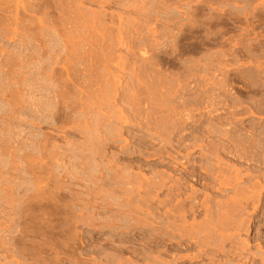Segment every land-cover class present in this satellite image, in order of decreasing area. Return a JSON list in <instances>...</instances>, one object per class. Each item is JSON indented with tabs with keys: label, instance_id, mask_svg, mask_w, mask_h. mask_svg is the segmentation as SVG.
Listing matches in <instances>:
<instances>
[{
	"label": "rangeland",
	"instance_id": "374dc122",
	"mask_svg": "<svg viewBox=\"0 0 264 264\" xmlns=\"http://www.w3.org/2000/svg\"><path fill=\"white\" fill-rule=\"evenodd\" d=\"M127 1L128 0H126V2ZM174 1L176 2L177 0ZM190 1L191 0H180V4L184 3L187 6V4L189 3V5L191 4L192 7L203 1L202 4L205 5L206 8L205 6L204 8H202L203 5L201 3H199L201 4V7L200 5L195 6L196 8L199 7L197 8L199 10H201L200 8H202V10L204 9L203 12H201L202 15H195V19L192 18L190 20H186L185 23L184 20L188 17L184 16L185 19L182 20V14L175 12L177 11L175 10L176 5L178 6L180 4L176 3V5H170L169 7L171 9L173 7L172 10H175L174 15L175 17H177L175 18L176 20L178 19L179 14H181V17L177 20V22L176 20L174 22H181L178 23L181 26H184L183 24L185 23L184 27H187L186 29L184 28L185 34H183L180 40L177 41V39L175 40L174 38L179 37V31L174 29L175 31H173V33H176L174 34V36L177 35V37H173L170 40L169 38H165L166 40H159L163 44L160 43L158 45L159 47L157 48L155 53L154 51H151L147 55V57H156L155 60L153 59L151 61V63H153L154 65H157L159 61L158 66H154L156 67V69L154 68L155 71L157 70L159 72L162 69V72H165L164 75H166V77L164 78V91L166 90L168 91V93L172 91L175 92L177 91V89L175 88H180L184 85L182 83L184 80H186L184 81V83L187 82L186 78L188 77H186V74L183 70L185 68L184 66L189 65L193 66L196 69L200 68V73L204 77L205 75L203 74V71L207 77L209 74L210 78L208 77V79L207 77L204 78L203 76H201L200 73H197L196 76L199 75V77L197 76L193 78L195 82L193 79L192 81H190L194 83H190L191 87L192 85L193 88L198 86L199 89L197 91H200V95H202L203 89L207 90L209 88L211 82L214 83L218 79V82H223L225 78L222 75H224L225 73L228 74L229 72L231 73V75H233L234 73H236V71L233 72V70H238L241 71V73L238 75V78H233L234 81L232 80L235 91L233 93L236 97L233 96L232 99H230V97H225L226 95L223 96L222 93H219V91H217V94H222L221 97L223 98L221 99H234L233 101H235V98H237V100L238 98H240V100L246 99L244 100L246 102L250 101V99L253 97L252 100H254L255 102L256 100H263L264 90L262 89H264V81L262 80H264V78L262 80H259L260 75L259 73H257L256 78L258 79V81L255 82H258L262 90L257 94L252 89L254 85L250 84V82H252L253 80L251 81L247 78H249L248 76H253L256 72V70L251 71L250 69H253L256 65L259 64L264 65V0H195L196 2L192 0L191 3ZM175 2L173 4H175ZM98 3L99 2H97V0H0V264H150L148 258L143 256L138 257L137 255L136 257L134 255V252H137V250L138 252H140L139 249H141V247L138 246L136 239H133L135 231L134 233L131 232L133 234L131 235L128 229H124V226H126L125 228H129V221L127 222L126 220V214L129 212L125 208V205L128 204L127 202H125L126 204L122 203L121 200H125L123 196L127 198L126 195L123 194H125L126 192L125 188L127 187L125 186H128L129 184L124 186V183L126 179H129V181L131 180L134 184L137 182L139 183V179H137L136 176H142V174L143 176L146 175L145 179H148L150 177L152 178L153 175H155L157 169L158 172L161 171V173L162 170L166 171L165 173L167 174V177L170 176V173H172L171 176L173 177L176 175L175 178H177V176L181 174V168L179 167L180 169H176L174 168V166H171L172 164L170 165L167 162H165L166 164H164L163 160L162 162L160 161V163H158L157 160H159V158H154L153 152L151 151L155 152V148L158 147L157 149H159L160 146L162 147V145L160 144L163 143H160L158 140L155 141V139H147L146 137L150 138V135H148L150 133L147 129H143L142 126L140 129H138L137 127L140 126L136 125L135 122H131L128 125L119 124L121 125V128L118 127L119 125L115 121V117L117 114L114 113L113 110H115V112L117 113H120V109H123V115H125L128 119H131L128 121H132L134 112L132 111V108L128 102L126 103L125 101H121L124 102L122 103L124 105L123 106L122 104L120 105L119 103L121 102L118 101L114 109L109 105V101L112 102L113 100V93L111 92L112 83H118V87H120L121 90H125V96L129 95L128 97H132V95H136L135 92H132V78L134 77V75V82L139 85L137 86L138 88L136 89V92L139 91V88H143L142 90H144L145 88V91L141 90L140 95H138L142 98L149 93L150 90L145 86V83H147L149 80L147 76H143L144 78L140 76L142 78V82L136 77V75H139V71H136V74L134 73V68L136 67L135 62L137 60L138 61L136 62V64L138 62H141V57L144 56V50L140 51V49H136V55H133L132 51L130 50L133 44H130L128 46V42H126L129 41L127 39L128 35H123L122 38L120 37L119 39L116 38L115 41H110L112 43L111 45L113 46L112 53H115L113 54V57H115V59L119 56H122V59L125 58L124 62L126 64H124L125 66L123 67V69L119 71V69L116 68L118 67L117 62H119V60H116L114 61L115 63L110 64L111 67L113 66L115 71H117L115 72L113 69H111L112 73L115 72V75L113 74L115 77L114 78L110 77V75L108 76L107 73L103 71L104 69L102 70V73H100L102 66H97L96 72L100 75L98 76L100 80L96 77V80H98L96 81L97 83L94 82V84H101L102 87L94 85V88L92 89L106 90H103V92L104 94L106 93L109 96L107 97V95L105 94L106 96H104L106 99H102L104 96H101V99L106 100V102L108 101L107 105L109 106H106L112 109L104 107V111L102 113L108 119L106 120V124L111 125L115 122V129L113 130L111 128L112 130L108 131V133L106 132L107 134L102 133L106 131L107 128H104V131L101 130V132H96L94 131L96 129L93 127L91 128L92 130L84 127L85 124L83 123L88 122V120L93 121L88 122V124H93L96 122V120L93 119L94 117L96 118L95 113L90 114L92 116L89 115L87 119H77L78 117H80L78 114H67L66 112L61 111L60 108L53 107L58 101V99L55 98V94L53 93V85L55 83H50L53 81L46 80L48 79V75L50 73L54 72L58 68H61V66H57L54 64L52 58H54L53 55H56L57 52L66 50L64 48L67 46V44L64 42V39L62 37L64 33L66 35H70L72 33L76 34L77 38L72 40L71 44L72 46L76 45V54L88 52L87 50L90 51V49L91 51L92 49L95 50V47L91 46L90 43L93 41L95 42V39H92V36H94L92 34L96 32V29L92 28L90 29V31L89 28H87L88 31L84 30L86 28L81 29V26L77 24L78 15L79 17L86 16L85 18H82L89 20L90 18L92 19V17L89 16L88 13L92 11H96L99 14H107L104 18L106 19L105 22L112 27L119 26L117 24L118 15L124 16L125 20L129 19V21H133L134 19V21H136V16L138 14V16H140V13H138L137 11L135 13L131 10H128V12H126V10H124L125 7L121 2V4L117 2L111 5L109 3L98 5ZM184 4L180 6L185 7ZM234 6L235 9L233 8ZM195 7L192 8L194 9ZM231 7L233 10L231 9ZM163 8L167 9L168 7ZM209 8L211 10H209ZM171 9L168 8L169 11H171ZM248 9L250 12L248 11ZM182 10L184 11V9ZM173 11L170 13L173 14ZM195 11L196 10H194V12ZM204 11L206 13L205 15ZM231 12L233 13L231 14ZM195 13L199 14L197 12ZM111 15L116 18L114 20L116 21L115 25L109 23L111 22L109 19ZM198 18L201 19L198 20ZM195 21H197L196 23L198 24H194ZM127 24H129V22H127ZM127 24L126 22L124 23V25ZM161 24L162 26H160ZM161 24L159 26L162 30L163 23ZM191 25L195 26L193 28L194 31L189 29ZM166 30L167 29H165V31L163 32L165 33ZM78 31L81 32V35L78 34ZM97 33H95V35ZM99 34L100 33H98V35ZM86 40H88V42H86ZM117 40H119V44L117 43ZM122 40L123 42L120 43ZM135 41L136 43H138L139 39ZM165 41L167 42L165 43ZM84 43L87 44L85 45ZM170 45L171 47H169ZM172 48H174L175 50ZM222 52H224V54H227L228 56L224 55ZM222 54L227 58H224ZM218 55H221L222 57H218ZM134 58L138 59L135 60ZM208 58L212 59L209 60ZM207 62L208 64H206ZM148 63L149 62H146V64ZM93 65L94 63H91L88 66L78 65L76 69H80L82 71V74L87 75L88 73L84 71V69L87 68L92 70ZM137 66H139V63ZM225 66H227L226 69ZM205 67L208 68V70ZM99 68L100 71L98 70ZM31 72L33 73L32 77ZM207 72L209 73L207 74ZM170 73L173 75H170ZM79 74H81V72ZM184 74L185 76H183ZM176 76H178V78ZM200 76L202 78H200ZM211 77L215 78L212 79ZM108 79H110L109 83L107 81ZM179 79H181L180 82L178 81ZM211 79L212 81H210ZM221 79H223V81ZM119 80L120 83L118 82ZM151 81L154 82L155 80H151L150 78L149 85ZM259 81L261 84L259 83ZM105 83L107 84V86L110 84V87H107L108 91L105 87ZM170 83L171 87H169ZM178 83H182L183 85L180 84L181 86L179 87ZM188 83L186 84L189 85ZM206 85L208 87L207 89L205 87ZM187 87L188 86L183 88ZM183 88L181 87L179 90ZM74 90L77 91V89ZM143 92H145V94ZM186 97L187 96H185V98ZM252 100L250 101V103L253 102ZM50 105H52L54 111L52 110V108H49L51 107ZM125 108L129 111L125 110ZM92 111L94 110L92 109ZM96 111L97 110H95V112ZM223 111H219L220 117L227 116L226 114L228 110H225V115H223ZM71 114H73V116L77 115V118L73 117ZM131 114H133V116ZM256 114L257 113H255V115H252L253 117L251 115H249V117L247 115L246 116L249 119L253 118L252 120H257V122L261 121L260 119L264 118V113H261V115L257 114V116ZM236 118L237 117H234V119ZM239 119H242V117ZM108 122L112 123L110 124ZM101 123L102 122L100 121V124ZM132 123L137 127L133 126ZM122 126H125L126 128L124 127L122 129ZM117 129L121 131H118ZM141 129L142 131H140ZM90 130L92 131V133L94 132L93 134H96L97 137L95 136L94 138L93 134L89 133L91 132ZM130 138L131 140H129ZM125 139L128 141H126ZM146 139L150 141H147ZM121 140H123L124 142ZM151 140L152 142H157L156 144H159L160 146H156V144H153ZM144 141H147L148 144H150L148 145L146 142V144L148 145L146 149L148 150L149 148H151V150L148 151L149 153L147 152V150H143V153L145 151L144 154H146L145 157L144 155L140 156V153L142 151L141 148L143 147V145L147 146ZM139 143H142V146L138 148L140 149V151L136 148V145H140ZM95 144H97V146H95ZM151 144L153 146L155 145V148L153 146L151 147ZM136 149L138 152L136 151ZM142 149H145V147H143ZM98 151L100 153H98ZM103 155L106 156L104 157ZM147 155H149L150 158H153L150 159L149 156L147 157ZM156 162L158 163L157 166ZM93 163L96 164L94 165ZM161 163H163V165H161ZM116 164H119L120 168L122 167V173L124 171V173H127V175L123 173L126 178L122 174L121 176H123L124 179H122L121 177L122 180L120 181V178L118 176V179L113 180L112 182V180L110 181V179H113L114 175L112 174H114L115 171L114 170L113 173H111L112 168L119 167V165L117 166ZM178 170L179 172L176 173L175 171ZM151 171L155 173L153 174ZM131 172L135 175V178L133 177V174ZM165 173L163 174L166 175ZM110 175L112 177H110ZM133 179L135 180V182L133 181ZM122 181L124 183L122 185L123 187H121L120 189V184H122ZM133 183L131 184L132 187L129 185L127 190H129V187L136 188L135 186H138V183L135 184V186H133ZM196 187L199 189L200 186L195 185V188ZM123 189L125 192L123 191ZM49 194H52V196H50ZM118 194L122 197H120ZM113 196L115 199H113L114 201L112 200ZM132 196H135V198L131 200L133 204L138 202L137 199L140 200L137 194H134ZM45 197L48 198L46 199ZM32 198L34 201L32 200ZM106 198H109L110 201L107 202L108 200ZM117 198L120 200L118 201ZM30 199L31 203L29 201ZM116 200L119 204H124L125 207H123L127 211L125 214L126 217L122 215L123 213H125L123 211L124 209H121L122 205L113 204L114 202L117 203ZM34 204L37 206H35ZM133 206L135 205H132V207ZM111 207L112 209L115 208L114 211L111 209ZM117 207H121L119 211L118 209L116 210ZM145 208L147 209V207ZM115 211H117L118 213L121 211V218L120 216L115 215L117 214V212ZM131 213L132 214L130 217L132 218L133 222L136 219L142 221L144 219H148L147 221L152 223L149 218L146 219V217H144L142 214L133 213L132 211ZM23 216L26 217L24 218ZM110 216L113 218H111ZM99 217H101V219ZM122 217L125 218L124 221L127 222L126 225L124 221H121L123 220ZM201 217L202 216H200V220L202 219ZM115 220L117 221V223H115ZM119 220L121 222H124V226L121 225L123 223H121ZM108 221L110 224L108 223ZM132 221L130 222L134 224ZM104 223H107L108 225ZM119 225L121 228L119 227ZM129 225L131 226L130 223ZM258 225L255 224L254 227L250 230V236L248 232L241 233L243 239H241L240 233H238V237H240V239L238 238V240L241 241L251 239L255 242L254 239L255 237L257 238V234L260 230L262 234H264V227L258 228ZM112 226H115V228H117V230L115 229L116 232L112 228ZM122 227L124 230H122ZM123 236H128L129 240L131 239L130 241H128L130 243H126V241L124 240V243L121 242L124 238ZM120 237H122L121 240ZM135 243H137V245ZM254 244L256 245V242ZM254 251H256V249H254ZM192 252L195 251H191L189 252V254H193ZM255 264H259V261H256Z\"/></svg>",
	"mask_w": 264,
	"mask_h": 264
},
{
	"label": "bare ground",
	"instance_id": "6f19581e",
	"mask_svg": "<svg viewBox=\"0 0 264 264\" xmlns=\"http://www.w3.org/2000/svg\"><path fill=\"white\" fill-rule=\"evenodd\" d=\"M177 1H179V2H177ZM177 1L175 2L174 0H128L126 2V0H97V2H99L98 5H103L106 3H109L111 5V4H114L117 2L118 3L121 2L122 5L125 7L124 10H126V12H128V10L129 11L131 10V11H134V13L136 11L138 13H140V16H138L139 14L138 15L135 14L138 16V17L136 16V18H137L136 21H134L135 19L133 21H129V19L125 20L124 16L118 15V17H117L118 18L117 24L119 25L118 27L117 26L112 27L111 25H108V23L106 24V22H105L106 19H104V18L106 17L107 14H104V13L99 14L96 11L95 12L92 11V12L88 13V15L92 17V19L90 18L89 20L84 19L86 16L85 17L84 16L79 17V15H78L77 24H79V26H81V29L86 28L84 30H87V31H88L87 28H89V31L92 28L96 29L95 30L96 32H94V34H92V35H94V36H92V39L94 38L95 42L93 41L90 43L91 46L95 47V50L92 49V51H91V49H90V51L87 50L88 52L76 54V52H77L76 45H74V46L71 45L72 40L77 38L76 34L72 33V34H70L71 35L70 36V35H66L64 33L62 35L64 42L67 44V46L64 48L66 50L57 52L56 55H53L54 58H52V61H54V64L57 66H61V68H58L54 72L50 73L48 75V79L45 78L47 81L48 80L53 81L50 83H55L53 85L54 86V90H53L54 92L53 93L55 94V98L58 99V101H57V103L54 102L55 105L53 107L60 108L61 111L66 112L67 114H70V113L78 114L80 116L78 118L76 117L77 115L73 116V114H71L73 117H76L77 119H79V118L80 119L81 118L87 119V117L90 114L95 113L96 118L93 116L94 117L93 119H95L96 122L94 120L95 123L88 124V122H93L92 120L91 121L88 120V122L83 123V124H85L84 127L87 129H91L93 127L96 129V130H94L96 132H101V130L104 131V128H107L106 131L102 132L105 134L106 132L108 133V131L115 129V126H114L115 122L114 123L108 122L110 124L112 123L111 125L106 124V120H108V119L102 113L104 111V107L110 108V107H107L110 105L114 109V107L117 105L118 101L119 102L125 101L126 103L128 102L132 108V111L134 112V116H133V114H131L133 116L132 121H128L131 119H128L125 115H123V113H124L122 111L123 109H120V113H117V112H115V110H113L114 113L117 114L115 117L116 123H118V125L119 124L128 125L131 122H135V124L140 126V127H137L133 123L132 124H133V126H136L138 129H140L141 126L143 127V129H147L150 133V134H148V135H150V138L145 136L147 139H155V141L158 140L160 143H163V144H160V145H162V147L158 144L161 147V148L159 147V149H157L158 147L155 148L154 147L155 145L153 146L151 144V147L153 146L156 149L155 150L153 148L155 150V152L154 151H151V152H153L154 158H156V157H157L156 159L159 158V160H157L158 163H160V161L162 162V160H163L164 164H166L165 162H167L170 165L172 164L171 166H174V168H176V169L179 167L181 168V170H180L181 174L178 175L177 178H175L176 175L172 177L171 176L172 173H170V176L167 177V174L165 173L166 171L162 170V173H161V171L158 172V169H157L156 173L154 172L155 175H153L152 178L150 177L148 179H145L146 175L143 176V174H142V176L139 175L140 176V177L138 176L139 178L136 176V178L139 179L138 180L139 183L136 181L138 183V186H135V184H137V183L134 184L131 180L129 181V179L128 180L126 179V181L124 180L125 183H127V181H128L127 184H125L122 181V184H120L121 186L119 185L120 189H121V187H123L122 186L123 183H124V186L129 184L131 187H132L131 184L133 183L134 184L133 186L136 187V188H134V187L130 188L129 187V190H127L129 185L125 186L127 188L124 187L126 189L125 190L126 192L123 189V191L125 192V194H123V195H126L127 198H125V196H123V198L125 200H123V199H121V200H122V203L127 202L128 205H125L126 206L125 207L124 204L120 203L122 205V208L121 207L116 208V210L118 209V211H119L120 208L123 210L125 207L127 209V211L129 212L126 214L127 211L124 209L123 211L125 213L122 214L124 216L126 214V216H127L126 220H127V222L129 221L128 222L129 228L128 227L125 228L126 226H124V222H125V225L127 224V222L124 221V219H125L124 217H122L123 220H121L124 222H121L120 220L119 221L121 223H123L121 225L124 226V229H128L130 231V233L131 232L134 233V231L136 233V234L134 233L133 239L134 238L136 239L138 246L141 247V249H139L140 252H138V250H137V252H134L135 256L137 255L138 257L143 256V257L148 258V261H150V264H250V263L255 264L256 261H259V264H264V252H263L264 251L263 250L264 234H262L261 230L258 232V234L256 232L257 238L256 237H255V239L253 238L256 242V245L254 244L255 242L251 239L250 240H248V239L247 240H241V241L238 240V238L240 239V237H241V239H243V237L241 236V233H243V232H245V233L248 232L249 236H250V230L254 227L255 224H257V225L259 224L258 228L264 227V118H262L260 116L262 119H260L261 121H258V122H257V120H252L253 118L252 119L247 118V116L249 117V115H251V116L255 115V113H257L258 115L259 114L261 115V113H264L263 112L264 111V99L262 97L263 100H259V101L256 100V102H255L254 100H252V98H253L252 97L250 99V101L251 100L253 101L252 103H250V101L245 102L244 100H246V99L240 100V98H238V100H237V98H235L236 99L235 101H233L234 99L233 100H229L226 98L224 100L221 99V98H223V97H221L222 94H223V96L226 95L225 97H227V96L230 97V99H232L233 96L236 97L235 94L233 93L235 91H234V86H233L234 84L232 83V80H233V78H238V75L241 73V71H238V70H233V72L236 71V73H234L233 75H231L230 72L228 73L229 75L227 73L222 75L225 78L224 79L222 77L224 79V81H223V79H221L223 82H221V81L218 82V80H219L218 79L214 83L211 82L212 84L210 83L211 87L209 85V88L207 87V85H208L207 84L205 87H206V89L207 88L208 89L205 90V89H203L204 88L203 87L202 89L204 90V92L202 90V95H200V91L199 92L197 91L199 89L198 86L195 85L197 88L195 86H194L195 88H193V85L191 87V84H194V83L190 82V81H192L193 78H195L197 76L199 77V75L196 76V74L200 73V68L196 69L193 66H189V65L184 66L185 68L183 70L186 74V77H188V78L185 77L187 79V82L184 83V81H186V80H184L182 82L184 85L189 82L188 83L189 85L186 84L184 86L182 83H178L179 87L181 85H183V86H181L182 88L186 87V86H188V87L183 88L181 90H179L181 87L180 88L177 87V88H175V89H177V91L174 90L175 92H173V91L170 92V90H169L170 93H168V91H166V90L164 91V89H165V86H164L165 79L164 78L166 77V75H164L165 72H162V69L159 72L156 70L157 71L156 72L154 70V68L156 69V67H154L156 64L154 65L153 63H151V61L153 59L155 60L156 57L155 58L152 56L147 57V55L151 51H154V53H155V51L159 47L158 45L161 43L160 42L161 39L163 40L165 38L166 39L169 38V40H170L173 37H177V35L174 36V34H176V33H173V31H175V30L179 31V33L177 32L179 34V37L174 38V39L175 40L177 39V41L180 40L181 36L183 34H185L184 30L187 28V27H184L186 20H190L192 18L195 19L196 16L200 15L201 12H203L204 9L202 10V8H204V6H205L202 4L203 1L202 2L198 1L199 3H201L203 5V7L200 8L201 10L197 9L199 7L196 8L195 6L200 5V7H201V4L196 3L197 5L192 6V7H195L193 9L191 7V4L189 5V3H188L186 6L184 3L180 4V0H177ZM193 1H195V0H193ZM211 1H213V0H211ZM211 1H210V3H211ZM174 2H175V4H173ZM191 2H192V0L190 1V3ZM176 3L177 4L179 3L180 5L184 4L185 7H183V6L181 7L180 5L177 6ZM170 5L171 6L176 5L175 10H177V11H175V10L174 11L176 13L178 12V13L182 14V16H183L182 20L185 19L184 16L188 17L187 19L184 20L185 21V23L183 24L184 26H181L180 24H178V23H181L179 21H178V23H176L177 20L181 17L180 16L181 14H179L178 19L176 20L175 18H177V17H175V15H174L175 12L172 10L173 7L171 9L169 7ZM179 6L182 9H184V11ZM124 7H122V8H124ZM163 7H168L169 9H171V11H169L168 8L166 9ZM174 8H175V6H174ZM205 8H206V6H205ZM233 8L235 9V6ZM231 9H232V7H231ZM242 9H243V7H242ZM194 10H196L195 12H197L199 14H196L194 12ZM209 10H211V9L209 8ZM172 11H173V14L170 13ZM219 11H221V10H219ZM241 11H243V10H241ZM248 11H249V9H248ZM100 13H101V11H100ZM232 13L233 12H231V14ZM85 14H86V12H85ZM205 14L206 13L204 11V15ZM80 15H81V13H80ZM123 15H125V14H123ZM82 17H84V18H82ZM110 17H109V19L111 22H109V23L115 25L116 21H114V20L116 18L114 16H112L111 18ZM200 19L201 18H198V20H200ZM175 20H176V22H174ZM125 22H126V24H127V22H129V24L124 25ZM196 22L197 21H195L194 24H198ZM161 23H163V27H164V28L162 27V30L160 29L161 28L160 26H162ZM189 23H191V22H189ZM150 25H151V27H150ZM187 26H189V25H187ZM194 27L195 26L191 25L189 27V29L193 30ZM144 29L146 30V32ZM165 29H167V30L164 33L163 31H165ZM80 31H78L79 35H81ZM97 31H98V33H100L99 35H98ZM91 33H92V30H91ZM95 33H97V34L95 35ZM82 34H83V32H82ZM123 35L124 36L128 35L127 39L129 41H126V42H128V46L130 44L131 45L133 44L130 48L133 55H136L135 54L136 49H140V51L144 50V52H143L144 56L141 57L142 58L141 62H138L139 66H137L138 63L136 64V62L138 60L136 62L134 61L135 66H136L134 68V73L136 74V71H139V73H138L139 75H136L137 79L142 81L141 77L146 75L149 80L151 78V80L153 79L155 81L154 82L151 81L150 85H149V80H148V82L146 81L147 83L144 82L146 88H148L150 91L148 94H146V96H144L141 93L144 96L142 98L139 95H140V92L143 88H141V89L139 88L138 89L139 91L137 90L138 92H136V89L138 88L137 86H139V85L136 82H134L135 80L133 78H135V75L133 78L131 77L133 80L132 92L136 93V95H132V97H128L129 95L125 96L126 95L125 90L124 89L121 90V88L118 87V83H112V86H111L112 91L111 92L113 93L112 94L113 100H112V102L109 101V105H107L108 101L106 102V100H102V99H106L105 96L107 95L106 93H105L106 95L104 94V92H103L104 89L103 90H98V89L93 90L92 89V88H94V85H95L94 82H96L99 79L98 76H100L96 72L97 66H99V65L102 66L100 73H102V70L104 69L103 71L105 73H107L108 76L110 75V77H114V75H115L114 73L117 72V71H115L114 67L113 66L111 67V65H110V64L115 63L114 61L119 60V62H117L118 67H116L119 69V71L121 69H123V67L125 66L124 64H126L124 62L125 58L122 59L121 58L122 56H119L120 58L118 57L115 59V57H113V54H115V53H112L113 46L111 45L112 41H115L116 38H118V39L120 37L122 38ZM137 36H138V38H137ZM138 39H139V42L136 43L135 40H138ZM118 41L119 40H117V43H118ZM86 42H88V40H86ZM122 42H123V40L120 43H122ZM166 42L167 41H165V43ZM169 43H167V44H169ZM84 44L86 45L87 43H84ZM161 44H163V43H161ZM174 44H176V43H174ZM171 45L169 47H171ZM164 47H165V45H164ZM172 49H174V48H172ZM161 51H162V49H161ZM222 53L224 54V52H222ZM224 55H227V54H224ZM229 55H233V54H229ZM153 56H155V55H153ZM213 56H211V57H213ZM219 56H221V55H218V57ZM225 57L226 56H224V58ZM136 59H138V58H136ZM211 59H209V60H211ZM158 60H159V58H158ZM146 62H149L150 65H149V63L146 64ZM198 62H200V61H198ZM208 62L206 64H208ZM91 63H94L92 70L87 69V68L84 69V71H86L88 73L87 75L82 74V71L80 69H79L80 71L78 69H76L78 65L88 66ZM158 63H159V61H158ZM158 63L156 66H158ZM200 63H202V62H200ZM203 63H205V62H203ZM261 63H263V62H261ZM133 66H134V63H133ZM164 67H166V66H164ZM206 67H207V65H206ZM226 67L227 66H225V69H226ZM111 69H113L115 72L112 73ZM125 69H127V68H125ZM206 69L208 70V68H206ZM98 70L100 71V68ZM250 70L251 71L256 70V72L254 71L255 74L251 77L248 76L249 78H247V79L254 81V82L252 81L253 83L250 82L251 85H254L252 89L254 92H256V94L260 93L264 89L261 90V88H260L261 86L258 84V82L256 83L255 81H258V79L256 78L257 73H259V75H260L259 80H262L264 78V65L263 64L256 65L253 69H250ZM80 72H81V74H79ZM122 72H124V71H122ZM208 73L209 72H207V74ZM185 74L183 76H185ZM203 74L205 75V77L203 75H201V73H200L201 76L206 78L207 76L204 73V71H203ZM170 75H173V74L170 73ZM249 75H250V73H249ZM32 76H33V73L31 72V77ZM178 76H176V77L178 78ZM201 76H200V78H202ZM96 77L98 78L97 80H96ZM208 77H209V74H208ZM114 78H113V80H114ZM168 78H170V77H168ZM211 78L213 79L215 77H211ZM216 78H218V77H216ZM94 79H95V81H94ZM110 79L107 80L108 83H109ZM188 79H190V80H188ZM212 79L210 81H212ZM180 80L181 79H179L178 81L180 82ZM167 81H170V80H167ZM262 81H264V80H262ZM112 82H114V81H112ZM118 82L120 83V80ZM194 82H195V80H194ZM171 83L169 84V87H171L170 86ZM259 83H260V81H259ZM98 84H100V83H98ZM109 85L108 86H107V84H106V86L104 85L106 87L107 91H108V88L110 87ZM130 85H132V84H130ZM95 86H99V87L101 86L102 87L101 84L100 85L96 84ZM263 86H264V82H263ZM140 87H141V85H140ZM74 89H77V91ZM99 89H102V88H99ZM104 91H106V90H104ZM142 91H145V88ZM217 91H219V93H222V94L221 95L217 94L218 93ZM143 93L145 94V92H143ZM177 94H179V95H177ZM261 94H263V93H261ZM101 96H104V97L102 98ZM108 96L109 95H107V97ZM185 96H187V97L185 98ZM254 98H255V96H254ZM77 103H79V104H77ZM122 103H124V102H121L119 104L121 105ZM50 106L51 107H49V108H52V110H53L52 105H50ZM123 106H121V107H123ZM112 108H110V109H112ZM92 109L94 111H92ZM128 109H129V107H128ZM55 110H57V109H55ZM95 110H97V111L95 112ZM125 110H127V109L125 108ZM221 110L222 111L224 110L222 112L223 115H225V113H226L225 110H228V112L226 114L227 116L220 117L219 113L221 112ZM127 111H129V110H127ZM184 113H186V114H184ZM257 114H256V116H257ZM90 116H92V115H90ZM239 116H241L242 119H239V118H241ZM243 116L244 117L246 116V117L244 118ZM112 117H114V116H112ZM234 117H237V118L239 117V118L234 119ZM204 118H206V119H204ZM256 119H258V118H256ZM100 121L102 122L101 124H100ZM121 125H119L118 127L121 128ZM116 127H117V125H116ZM124 127L125 126H122V129ZM118 131H121V130H118ZM140 131H142V129ZM89 133L91 134L92 131ZM109 134H111V133H109ZM95 136H96V134L95 135L93 134L94 138H95ZM94 138H93V140H94ZM123 138H121V139H123ZM101 139H102V137H101ZM129 140H131V138ZM121 141H123V140H121ZM126 141H128V140H126ZM147 141H150V140H147ZM155 141L152 142V140H151V142L153 144L157 143ZM144 142H143V144H144ZM146 142H145V144H146ZM141 144L139 146L136 145V148L137 149L140 148V146H142ZM147 144H148V142H147ZM148 145H150V144H148ZM148 145L147 146L143 145V147H145V149H142L143 147L141 148L142 151L140 153L141 154L140 156L144 155V157H145L146 154H144V153L147 150L146 148L148 147ZM158 145L156 144V146H158ZM95 146H97V144H95ZM126 146H128V145H126ZM126 146H124V147H126ZM126 148H128V147H126ZM137 149H136V151H137ZM124 150H123V153H124ZM138 150L140 151V149H138ZM143 150H145L144 153H143ZM149 150H151V148H149L147 150V152ZM136 151H134V152H136ZM98 153H100V152L98 151ZM133 153H132V155H133ZM149 155H147V157ZM95 156H96V154H95ZM150 156H149V158H150ZM110 157H111V155H110ZM113 157H114V155H113ZM151 158H153V157H151ZM115 159H116V157H115ZM94 161H96V160H94ZM116 162H118V161H116ZM158 163L156 162V166ZM163 163H161V165H163ZM168 164H167V166H168ZM116 165H114V166H116ZM134 166H136V165H134ZM141 166H140V168H141ZM114 168H112V172H111V173H113V171L115 170L114 174H112L114 176H113V179H110V181L112 180V182H113V180L118 179V176L120 178V181L122 179H124L123 176H124V174L127 175V173H124V171H123L124 174L122 173V170H121L122 167L120 168V165H119L118 168L120 170L118 168H115V169ZM140 168H138V169H140ZM156 168H158V167H156ZM107 170H108V168H107ZM109 170H110V168H109ZM154 170H155V168H154ZM167 171H169V170H167ZM151 172L153 173V171H151ZM175 172L178 173L179 170L175 171ZM163 173H165L166 175H164ZM122 174H123V176H121ZM128 175H129V173H128ZM182 175H184V176H182ZM134 176L135 175L133 174V177ZM110 177H112V176L110 175ZM121 177H122V179H121ZM124 177L126 178V176H124ZM140 179L141 180L143 179V180L141 181ZM133 181L135 182L134 179H133ZM195 185H197V186L199 185L200 186L199 189L197 187L195 188ZM111 191H112V189H111ZM120 192H121V190H120ZM117 193H118V191H117ZM134 194H137L139 197L138 196H136V197L140 198V200L137 199L138 202H136L135 204H133L131 201V200H133V198H135V196L134 197L132 196ZM49 195L52 196V194H49ZM29 197H31V196H29ZM106 197H107V195H106ZM120 197H122V196H120ZM113 199H114V196H113L112 200ZM32 200H33V198H32ZM107 200H108L107 202L110 201L109 198ZM117 200L119 201L120 199L117 198ZM117 200H116V202H117ZM29 201L31 203V199ZM113 201H112V203H113ZM117 203L114 202L113 204L114 205L115 204L120 205L119 203L118 204ZM29 205H31V204H29ZM110 205H111V203H110ZM132 205H135V206L132 207ZM35 206H37V205H35ZM145 207H147V209ZM111 209H112V207H111ZM114 209L115 208H113L112 210L114 211ZM34 210H35V208H34ZM31 211H33V210H31ZM131 211L133 213L142 214L144 217H146V219L149 218L152 221V223L148 222L147 221L148 219L147 220L144 219L143 221L137 220L135 218L136 216L134 217L136 220L133 219V220H135L133 222L132 218L130 217L132 214ZM115 212H117V211H115ZM120 212L119 213L117 212V214H115V213L114 214L116 216L117 215L120 216L121 215ZM106 213H107V211H106ZM138 215H137V217H138ZM200 216H202L201 220H200ZM99 218L101 219V217H99ZM111 218H113V217H111ZM120 218H121V216H120ZM106 221H107V219H106ZM130 221H132L134 224H132ZM108 223H109V221H108ZM112 223H114V222H112ZM115 223H117V221ZM129 223L131 224V226L129 225ZM104 224L108 225L107 223H104ZM0 226H1V224H0ZM119 227H120V225H119ZM110 228H111V226H110ZM112 228L114 230L115 229L117 230V228H115V226H112ZM103 229H105V228H103ZM124 229L122 227V230H124ZM116 230H115V232H116ZM238 233H240V237H238L239 236ZM263 233H264V231H263ZM131 235H133V234L131 233ZM121 238L122 237H120V240H121ZM123 240L126 241V243H130L128 241H130L131 239L129 240V237L126 236L122 239L121 242H123ZM137 243H135V244L137 245ZM138 246H136V247H138ZM133 248H134V246H133ZM254 249H256V251H254ZM191 251H195L196 253L192 252L193 254H189V252H191Z\"/></svg>",
	"mask_w": 264,
	"mask_h": 264
}]
</instances>
